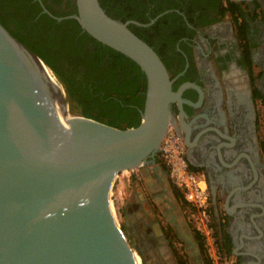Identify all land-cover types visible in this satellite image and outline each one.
<instances>
[{
	"label": "flooded vegetation",
	"instance_id": "af4514ba",
	"mask_svg": "<svg viewBox=\"0 0 264 264\" xmlns=\"http://www.w3.org/2000/svg\"><path fill=\"white\" fill-rule=\"evenodd\" d=\"M231 2L236 4L229 0H109L107 7L125 15V21L156 49L175 90L187 84L182 92L189 101L183 104L184 123L177 102L172 109L185 143L186 129H190L188 158L202 168L208 182L220 263L264 264V140L259 113L264 106V0ZM76 12V0H0V19L18 39L36 45L51 37L64 48L59 61L64 78L85 88L101 87L103 95L110 93L111 103L126 99L129 103L124 107L142 111L137 102L143 95L138 81L128 85L130 73L109 74L113 53L104 49L107 45L99 46L76 19L67 17ZM160 167L157 171L143 166V174L152 175L156 183H150L147 198L138 196L127 204L126 226L144 264H182L177 253L169 256L163 249L165 244L171 251V226L177 238L191 244L178 218V205L162 196L169 184L167 175L162 183L159 175L165 168ZM156 184L160 192L153 190ZM150 198L166 201L163 218L147 213L143 203ZM192 254L194 263L203 261L202 254Z\"/></svg>",
	"mask_w": 264,
	"mask_h": 264
},
{
	"label": "water",
	"instance_id": "95a60500",
	"mask_svg": "<svg viewBox=\"0 0 264 264\" xmlns=\"http://www.w3.org/2000/svg\"><path fill=\"white\" fill-rule=\"evenodd\" d=\"M76 1L67 17L145 73L142 119L117 127L73 112L43 59L0 21V264H138L109 204L113 177L161 168L157 155L177 120L174 102L184 123L187 84L174 89L159 53L128 21L110 16L99 0ZM185 138L191 147L189 128ZM166 175H159L163 184Z\"/></svg>",
	"mask_w": 264,
	"mask_h": 264
},
{
	"label": "trees",
	"instance_id": "16d2710c",
	"mask_svg": "<svg viewBox=\"0 0 264 264\" xmlns=\"http://www.w3.org/2000/svg\"><path fill=\"white\" fill-rule=\"evenodd\" d=\"M103 8L107 9V13L121 21H125L127 17L125 15H121L119 13H112L110 9L107 7L109 5V0H99ZM230 3L235 5V2ZM2 22V20L0 19ZM130 28L140 36L139 30L135 25H130ZM87 33V32H86ZM88 34V33H87ZM86 34V35H87ZM15 36V35H14ZM88 36V35H87ZM89 37V36H88ZM94 41H97L95 38L90 36ZM141 37V36H140ZM20 41H25L27 46L36 52L45 62L47 67L52 71L54 76L56 77L57 82L62 83L64 85L66 92H67V100L70 104L72 111L83 115L86 117L95 118L97 120L103 121L107 124L117 126V127H132L137 126L141 122V111L137 110L136 108L132 107H124L123 104L129 103L126 99H123V102L115 101L111 103L110 93H106L105 95L102 94L101 89L103 88H94L92 86L85 88L81 83H78L74 79H67L63 77V73L61 71V63L59 61L64 56V48H59L57 46V42L55 39L51 37H47L42 39V42L39 44H31L28 41L24 40L23 38L19 39ZM44 43L46 45H44ZM99 46H104L101 42H99ZM102 46V47H103ZM104 49H107L113 53V65H111V70L109 72L110 75H119L121 71L130 73L131 80H129L128 85H133L134 82L138 81V91L142 92V96L140 97L137 102L140 104L141 110L144 109L145 105V97H146V76L145 73L141 70L140 66L133 61L132 59L128 58L121 52L109 47L104 46ZM123 63L127 64V67L122 68ZM140 82V83H139ZM104 90V89H103ZM109 91V90H108ZM159 159V158H158ZM159 161V160H158ZM194 170L197 168L191 166ZM175 188L176 195L178 198L183 202L184 207L186 208L188 204L184 201L181 197V192L173 186V190ZM192 226V224H191ZM192 229L194 231V235L196 240L199 242V246L204 256H206V264H213V260L207 253V249L205 246V240L203 236L198 232L195 228ZM138 257V255L136 256ZM140 260V259H138ZM185 264V261L182 262Z\"/></svg>",
	"mask_w": 264,
	"mask_h": 264
},
{
	"label": "built area",
	"instance_id": "2783aa9c",
	"mask_svg": "<svg viewBox=\"0 0 264 264\" xmlns=\"http://www.w3.org/2000/svg\"><path fill=\"white\" fill-rule=\"evenodd\" d=\"M158 157V163L167 171L169 181L188 204L186 210L190 223L203 236L208 255L214 262H220L219 236L214 225L208 182L202 172L191 167L184 137L174 122L168 126ZM118 176L119 173L115 179Z\"/></svg>",
	"mask_w": 264,
	"mask_h": 264
},
{
	"label": "rangeland",
	"instance_id": "374dc122",
	"mask_svg": "<svg viewBox=\"0 0 264 264\" xmlns=\"http://www.w3.org/2000/svg\"><path fill=\"white\" fill-rule=\"evenodd\" d=\"M259 113H260V119L262 120L260 122V135H261L262 139L264 140V106L260 107ZM158 158L159 157L157 155V162L159 160ZM167 178H168V176H167ZM167 182L169 184V187H168L169 191H165L166 193L164 192V194H162V196L164 195L168 200H172L173 202H175L176 205H178V209H177L178 213L177 214H178L179 220H181L180 222H181L182 228L185 231L192 233V235L195 238L191 223H189V221H188V218L190 220L189 213L186 210V208L184 207L183 202L176 195L175 188L173 190V184L169 181V179L167 180ZM150 183L155 184L156 181L152 175H144L143 174V166H141V167H138V168L133 169V170L129 169V170H124L122 172H119V176L115 179L114 184H113V188L111 191V199H112L113 206L115 208L117 220H118V222H120V224H121L122 228L124 229L126 235L130 238V243L132 245L133 251H134L136 256L138 255V259H140V260H137L138 264H144V261H143V258L141 257L140 251H139L140 247L138 249L137 242L135 241L132 234L128 231V228L126 226L127 219L124 215L126 212L127 204L129 202L132 204V202H134V200L138 199V196H140L141 199H144L145 197L147 198L149 196V194L151 193L150 189H149V187L151 188ZM153 190L156 192H160L161 191L160 185L156 184L155 187L153 188ZM143 206L146 208L147 213L150 214L151 217L158 218V219L163 218V216L165 214V210L167 209L166 201L162 200V199H158V198H156V199L150 198L149 201H144ZM135 207H137V206H135ZM166 225H168V224H166ZM214 225H215V222H214ZM168 226H170V225H168ZM215 227H216V225H215ZM170 228H171L172 238H171V242H170L171 245L170 244H168V245H169L171 251H169L168 246L165 244H164L163 249L168 250L169 256H171L170 253L172 252L173 257H174V252H175V253H177V256L181 257L185 262H187V264H196L193 262L194 258H193V254H192V252L195 251L194 247L192 245H189V244L187 245L184 241L182 242L179 238H177L175 236L174 227L171 226V227H169V229ZM195 240H196V238H195ZM196 242H197V249L200 252V254H202V257L204 258L203 261L200 262V264H206V261H205L206 256L203 255L201 248L199 246V242L197 240H196ZM213 264H221V263L213 261Z\"/></svg>",
	"mask_w": 264,
	"mask_h": 264
},
{
	"label": "bare ground",
	"instance_id": "6f19581e",
	"mask_svg": "<svg viewBox=\"0 0 264 264\" xmlns=\"http://www.w3.org/2000/svg\"><path fill=\"white\" fill-rule=\"evenodd\" d=\"M115 177H116V174H115L114 177H113V181H114ZM113 181H112V182H113ZM109 204H110V207H111L112 213L114 214L115 218L117 219L116 212H115V208H114V206H113L112 199H111V191H110V194H109ZM136 259L138 260V257H136Z\"/></svg>",
	"mask_w": 264,
	"mask_h": 264
},
{
	"label": "crops",
	"instance_id": "0c3cea01",
	"mask_svg": "<svg viewBox=\"0 0 264 264\" xmlns=\"http://www.w3.org/2000/svg\"><path fill=\"white\" fill-rule=\"evenodd\" d=\"M188 159H189V158H188ZM189 162H190V160H189ZM190 165L196 167V168H197L196 170H198V171H200V172L203 173L202 168L195 166V165L192 164L191 162H190Z\"/></svg>",
	"mask_w": 264,
	"mask_h": 264
}]
</instances>
